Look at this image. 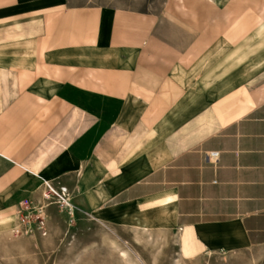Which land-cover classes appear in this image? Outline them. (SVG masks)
Masks as SVG:
<instances>
[{"label": "crops", "instance_id": "0c3cea01", "mask_svg": "<svg viewBox=\"0 0 264 264\" xmlns=\"http://www.w3.org/2000/svg\"><path fill=\"white\" fill-rule=\"evenodd\" d=\"M179 6L0 0V264H25L9 229L43 189L182 261L264 264V0Z\"/></svg>", "mask_w": 264, "mask_h": 264}, {"label": "rangeland", "instance_id": "374dc122", "mask_svg": "<svg viewBox=\"0 0 264 264\" xmlns=\"http://www.w3.org/2000/svg\"><path fill=\"white\" fill-rule=\"evenodd\" d=\"M167 2L170 4L173 0H66V3L70 5L97 4L147 9L160 15L163 14V5ZM247 5L250 4L245 3L242 6ZM178 21L174 19L173 22H165V25L173 32H175L174 26L186 29L188 32L183 35L175 33L189 40L203 34L204 27L208 25L186 21L178 23ZM57 196L59 194L56 192H49L43 201L47 205L58 203ZM28 211L32 217L29 216L23 226L19 222L17 224L26 236H34L33 239L26 236L18 239L21 245L17 251L21 252L19 255L25 260V264H119L116 257L109 254V248L103 242L102 234L106 232L99 223L63 206L51 205L43 209L41 200L40 206L38 203L31 202L29 208L25 210V212ZM37 213L44 219V232L37 228L36 218L34 219ZM108 228L114 232L113 236L108 237L112 239L115 237L118 241L125 242L128 249L131 248L132 255L144 264H256L255 260L246 254L236 256L219 254L216 257L202 256L196 260L182 261L178 256L179 249L174 243L173 232H170L168 244L161 249L135 241L130 226L122 225L120 228L109 226ZM154 233L157 232L154 231Z\"/></svg>", "mask_w": 264, "mask_h": 264}, {"label": "bare ground", "instance_id": "6f19581e", "mask_svg": "<svg viewBox=\"0 0 264 264\" xmlns=\"http://www.w3.org/2000/svg\"><path fill=\"white\" fill-rule=\"evenodd\" d=\"M180 1L181 0H174V4H175L176 7H180L179 6L180 5ZM49 192L50 193H55V191L51 190V189L50 190L43 189L41 191V196H42L41 201H42L43 209H47L51 205H58V206H63V207L66 206V204H67L66 202L62 203L63 198H62L61 195L57 196L58 203H50V204L47 205V203H45V201H43V200L47 197V193H49ZM69 210L71 211V209H69ZM17 220L22 226H23V224L26 223V222L23 223L20 220L19 215L17 216ZM98 223L104 228L103 230L106 232V233L102 234V237H103L104 244L109 248V251H108L109 254L111 256L116 257L115 259L118 260L119 264H144V263H142V261L138 260L137 258H135L132 255V251L130 250L131 248L128 249V247H127L128 245L125 242H120L117 239H115V237H114V239H112L111 237H108V236H113L114 235L113 230L108 228L109 226L107 227L106 224L101 223V222H98ZM131 230H132V234H133V239L135 241H141L143 243H147L148 245H150L152 247H156V248H161L162 249V247L166 246L168 244L169 240H170V235H167V234L162 233V232L154 233L153 231L147 229V227L145 225H138L135 228L131 227ZM9 231H10V234H9V237H8L9 239L18 240L19 238L21 239L22 237L26 236L25 233L18 227L15 228L14 230L9 229ZM14 232H15V234H14ZM26 237H28V236H26ZM33 237L34 236L31 235L28 238H30V239L32 238L33 239ZM206 256L207 257H211L212 254L209 253Z\"/></svg>", "mask_w": 264, "mask_h": 264}, {"label": "built area", "instance_id": "2783aa9c", "mask_svg": "<svg viewBox=\"0 0 264 264\" xmlns=\"http://www.w3.org/2000/svg\"><path fill=\"white\" fill-rule=\"evenodd\" d=\"M216 158H217V154H216V153H212V154H211V160H215ZM60 195H61L62 198H63L62 203H65V202L67 203L65 207H66L67 209H71V211L74 210V209L72 208L71 204H70V196H69V194L66 193L64 190H61V191H60ZM30 204H31L30 202H25V203H23L22 206L20 207L18 213H17V216L19 215L20 220H21L23 223L26 222V220H27V218H28L29 216L32 217V216L30 215V212H29V211H28V212H25V210H27V209L29 208V205H30ZM63 205H64V204H63ZM23 214H25V215H23ZM35 218H36V225H37L38 230L44 232V230H45V222H44V219H43L41 216H39L38 213H37V216L34 217V219H35Z\"/></svg>", "mask_w": 264, "mask_h": 264}]
</instances>
